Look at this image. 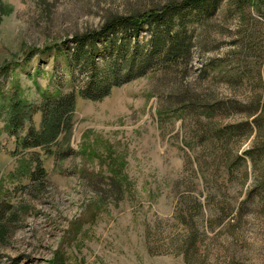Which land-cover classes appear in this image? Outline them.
I'll list each match as a JSON object with an SVG mask.
<instances>
[{"label":"rangeland","instance_id":"obj_1","mask_svg":"<svg viewBox=\"0 0 264 264\" xmlns=\"http://www.w3.org/2000/svg\"><path fill=\"white\" fill-rule=\"evenodd\" d=\"M171 1L0 0V203L18 211L0 264H264V0L185 10L187 61L80 93L107 44L89 46L94 73L67 40ZM128 37L127 60L152 51L150 31ZM14 87L36 108L19 126L2 110ZM57 91L75 96L68 126L24 148Z\"/></svg>","mask_w":264,"mask_h":264},{"label":"trees","instance_id":"obj_2","mask_svg":"<svg viewBox=\"0 0 264 264\" xmlns=\"http://www.w3.org/2000/svg\"><path fill=\"white\" fill-rule=\"evenodd\" d=\"M216 2L217 0L171 1L160 8H153L144 13L113 15L108 17L98 29L81 35L76 34L68 39L67 42L72 41L75 44L73 48L74 53L72 54L74 57L73 62L74 60L79 61V59L84 60L87 66L93 68L94 73L98 72V69L96 68L95 56L92 54L89 46L91 45L93 47L100 41H105V44H107L106 49H104L105 52L103 53L107 54L105 55L107 57L102 58L101 61L104 67L102 71L103 76H96L95 78L93 76L89 84H87V88L81 90V95L84 97L88 96L90 99H101L107 96L114 87L130 82L136 74H142L153 65V61L161 62L159 61L161 57L169 58L168 60L170 61H175L178 58H184L187 61L192 48V34L187 35L185 26L193 21L198 22V19L203 17L201 15L203 9H209L207 13L213 11ZM185 10L197 12L193 17V21L192 18L190 20L186 19L184 15ZM175 28L177 30L172 34ZM143 30L152 33V39H150L152 51L150 53H141L136 48L134 54L137 52V63H133L134 60L132 57L127 60L128 49L131 45L128 36L131 34L137 36ZM118 32L125 34L122 42L121 39H117ZM127 34L128 36L126 37ZM118 40L121 42L119 47L117 46ZM87 45L88 50H85ZM51 48H46L44 51ZM114 52L120 53L123 59L122 65L114 57L111 58L109 56L110 53L113 54ZM68 62L70 63L71 60L69 59ZM14 88L16 90L11 91L9 97L6 98L7 100L4 102L2 110L10 118L12 124L19 126L21 121L29 120L32 117L36 108L31 106L28 99H26L27 101L20 99L21 96L18 88ZM40 97L42 100L40 110L43 112L42 129L36 131L30 128L28 138L22 139L24 148L30 145L34 147L49 145L56 141L64 127L66 128L68 126L69 116L75 104V96L73 93L62 94L57 91L53 96L43 94ZM262 110L264 111V103ZM30 140H32V143H29ZM30 175L32 181L35 182L37 178L45 175V171L38 164ZM16 219H18V211L16 208L9 202H1L0 245L5 244L14 234L16 230L14 220Z\"/></svg>","mask_w":264,"mask_h":264}]
</instances>
